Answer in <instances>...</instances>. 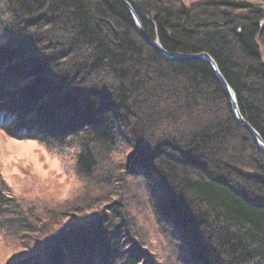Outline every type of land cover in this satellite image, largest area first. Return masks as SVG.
Returning <instances> with one entry per match:
<instances>
[{"label":"trees","instance_id":"trees-1","mask_svg":"<svg viewBox=\"0 0 264 264\" xmlns=\"http://www.w3.org/2000/svg\"><path fill=\"white\" fill-rule=\"evenodd\" d=\"M135 2L264 139V0ZM0 130L81 181L48 206L0 176L3 264H264V152L209 62L120 0H0Z\"/></svg>","mask_w":264,"mask_h":264},{"label":"rangeland","instance_id":"rangeland-1","mask_svg":"<svg viewBox=\"0 0 264 264\" xmlns=\"http://www.w3.org/2000/svg\"><path fill=\"white\" fill-rule=\"evenodd\" d=\"M262 24L264 25V18ZM260 48L264 57V48L262 45ZM0 176L9 189L24 196L39 197L41 203H47L48 206L61 205L81 185V181L71 177L69 163L60 159L57 151L48 149L38 141L10 137L2 130ZM131 189L134 190L135 187L132 186ZM16 252V249L3 242L0 235V264L5 263Z\"/></svg>","mask_w":264,"mask_h":264},{"label":"water","instance_id":"water-1","mask_svg":"<svg viewBox=\"0 0 264 264\" xmlns=\"http://www.w3.org/2000/svg\"><path fill=\"white\" fill-rule=\"evenodd\" d=\"M120 1L127 7L129 13L131 14L137 31L153 47H155L161 55H163L164 57L169 58V59L205 60V61L209 62V64L211 65L217 79L219 80L221 86L223 87L224 91L226 92V94L229 98L234 116L236 117V119L241 124H243L244 126H246L249 129L251 134L256 139L259 148L264 152V139H263L262 135L243 116L241 109H240L237 94H236L235 90L232 88V86L230 85V83L227 81V79L225 78L223 73L221 72L217 62L215 61V59L208 52H205V51L199 52V53H192V54L172 53V52L168 51L162 45L158 36H156L155 38H151L148 35H146V33L144 32L143 23H142V20H141V17L139 15L138 11L140 13H142L146 18L150 19V17L137 6L135 0H120Z\"/></svg>","mask_w":264,"mask_h":264}]
</instances>
